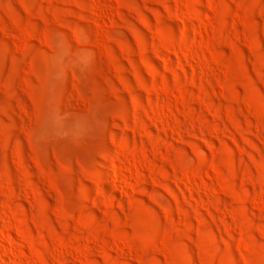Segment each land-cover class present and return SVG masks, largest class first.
<instances>
[{
	"label": "rangeland",
	"instance_id": "374dc122",
	"mask_svg": "<svg viewBox=\"0 0 264 264\" xmlns=\"http://www.w3.org/2000/svg\"><path fill=\"white\" fill-rule=\"evenodd\" d=\"M7 259L264 264V0H0Z\"/></svg>",
	"mask_w": 264,
	"mask_h": 264
},
{
	"label": "bare ground",
	"instance_id": "6f19581e",
	"mask_svg": "<svg viewBox=\"0 0 264 264\" xmlns=\"http://www.w3.org/2000/svg\"><path fill=\"white\" fill-rule=\"evenodd\" d=\"M116 173H118V175L120 174V172L116 169V171H115ZM119 176H121V175H119ZM3 248H2V252H3V255H5V256H9V254H10V252H12V245H11V243L8 241L7 242V245H5V246H2ZM8 260V259H7ZM3 261V263L2 264H15V263H12V262H10L9 260L8 261Z\"/></svg>",
	"mask_w": 264,
	"mask_h": 264
}]
</instances>
